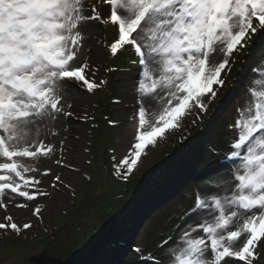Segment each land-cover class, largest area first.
<instances>
[{
    "label": "snow or ice",
    "instance_id": "obj_1",
    "mask_svg": "<svg viewBox=\"0 0 264 264\" xmlns=\"http://www.w3.org/2000/svg\"><path fill=\"white\" fill-rule=\"evenodd\" d=\"M92 22L113 25L116 38L105 47L115 57L130 46L141 69L133 129L125 130L131 139L114 165L113 175L123 181L148 155L146 149L178 129L192 108L200 119L227 100L221 89L242 50L247 49L242 63L254 54L264 63V0H0V209L7 211L5 200L15 197L25 201L17 208H27L37 196L66 190L76 195L72 181L50 168L43 174L54 177L52 191L40 187L34 173L42 158L56 157V165L92 180L66 156L73 151L67 135L58 144L45 142L48 134L60 136L58 121L90 119L77 116L67 102L71 85L90 94L107 86V79L96 78L98 68L89 58L81 60ZM248 41L259 42L260 49L254 52ZM115 71L120 69H106ZM253 72L260 78L246 85L229 125L235 137L224 159L230 163L197 186L194 205L181 217L195 213L198 222L186 224L175 244L168 246V237L158 245L164 259L136 247L145 264H259L264 259L256 251L264 249V67ZM149 100L156 110L145 107ZM44 207L39 204L33 212L41 222ZM33 226L18 224L11 215L0 222V230L17 235Z\"/></svg>",
    "mask_w": 264,
    "mask_h": 264
},
{
    "label": "rangeland",
    "instance_id": "obj_2",
    "mask_svg": "<svg viewBox=\"0 0 264 264\" xmlns=\"http://www.w3.org/2000/svg\"><path fill=\"white\" fill-rule=\"evenodd\" d=\"M92 3H96V0H92ZM86 33L88 38L81 60L87 56L91 64L98 68L96 78L107 79V86L90 94L71 85L66 92L67 102L73 105L72 110L77 116L86 114L90 119L58 121L56 127L60 130V136L51 137L48 134L45 142L51 140L58 144L59 139L67 135L73 151L66 153V156L74 165L79 166L81 172L91 174L92 180L88 181L79 173L56 165V157L42 158L36 165L39 171L34 173L42 181L40 187L52 191L54 177L43 174L50 168L52 173L61 174L72 181L76 195L72 196L66 190L51 197L37 196L34 202H27V208L15 206L25 203L23 198L5 200L8 207L7 211L0 209V222L6 215H11L18 224L31 221L34 226L26 234L20 235L0 230V264H35L32 259L45 253L62 263L145 264L140 255H131L130 245L143 249L145 256L152 253L164 259L158 245L168 237H172L168 246L175 244L186 224L198 222L195 213L181 219L184 212L194 205L197 186L202 187L214 174L228 167L229 161L222 165L227 154L226 143L233 132L227 129L231 123L228 115L233 113L240 102L246 85L253 78H260L253 69L248 70L249 63L252 68L264 67V63L255 54L247 63H242L247 49L242 50L231 65V71L221 89V96L227 97V100L213 105L211 111L202 114L200 119H196L198 110L192 108L190 114L182 120L181 126L165 136L153 157L147 161L142 160L137 173H132L129 182L125 183L116 179L113 172L114 165H118L125 155V151L120 155L121 143L129 137L125 130L130 133L134 125L133 105L136 102L140 70L132 60L137 58L130 56L128 50H122L115 57L111 56L105 44L116 38V29L110 28L109 24L105 26L100 22H92L87 26ZM260 47V43H257L253 47L254 52ZM221 59L217 56L218 61ZM110 67L120 71L106 72ZM247 71L248 75L245 76ZM253 86L259 90V86ZM234 93L235 97L232 96ZM117 100L118 103L115 102ZM145 107L153 111L158 105L149 100ZM109 120L119 123L112 126ZM64 128L68 131L65 132ZM200 131H203L200 135L202 137L196 140ZM184 137L189 139L184 141ZM85 148L90 151L86 152ZM216 151L220 154L216 155ZM89 160L90 166L87 163ZM155 168L158 169L153 170ZM189 190H192L190 199L187 198ZM39 204L45 205L42 209V222L33 215ZM97 224L100 230L88 250L85 242L96 233ZM111 233H116V237H111ZM117 233L120 235L117 236ZM107 241L109 245L107 243L105 249ZM118 243L126 246L119 250ZM256 251L264 253V249L259 247ZM259 264H264V259Z\"/></svg>",
    "mask_w": 264,
    "mask_h": 264
},
{
    "label": "bare ground",
    "instance_id": "obj_3",
    "mask_svg": "<svg viewBox=\"0 0 264 264\" xmlns=\"http://www.w3.org/2000/svg\"><path fill=\"white\" fill-rule=\"evenodd\" d=\"M257 43H259V42H257ZM257 43H256V45H257ZM255 45V46H256ZM254 46V47H255ZM232 96H236V94L234 93V94H232ZM114 128V127H113ZM170 132H168V133H166V135L167 134H169ZM130 135H129V137H128V139L130 140ZM128 139H124L123 141H122V143H121V153H120V155H123V151H125V149L126 148H124V145L126 144V143H128ZM163 140L164 139H159L158 140V143H157V146L156 147H152V146H149V148L148 149H146V151L148 152V155L147 156H144V157H142L141 159L143 160V161H147V159H151L152 157H153V154H155V152L159 149V147H160V144L163 142ZM123 156H125V155H123ZM228 160H225L224 162H223V166L224 165H226V162H227ZM139 164H140V162H139ZM100 230V226L98 227V224H97V230H96V233L95 234H92V235H90V237L86 240V242H85V244H86V248L89 250V248L93 245V241H94V238H95V236H97V232ZM129 240V239H128ZM128 244V243H127ZM130 245V244H129ZM124 246V243H120V245L117 247V249H121L122 247ZM131 247H132V245H130ZM124 249V248H123ZM123 251V250H122ZM122 251H121V253H122Z\"/></svg>",
    "mask_w": 264,
    "mask_h": 264
},
{
    "label": "water",
    "instance_id": "obj_4",
    "mask_svg": "<svg viewBox=\"0 0 264 264\" xmlns=\"http://www.w3.org/2000/svg\"><path fill=\"white\" fill-rule=\"evenodd\" d=\"M35 264H72V263H62L54 258H51L48 253L43 254L39 258L32 259Z\"/></svg>",
    "mask_w": 264,
    "mask_h": 264
},
{
    "label": "trees",
    "instance_id": "obj_5",
    "mask_svg": "<svg viewBox=\"0 0 264 264\" xmlns=\"http://www.w3.org/2000/svg\"><path fill=\"white\" fill-rule=\"evenodd\" d=\"M198 133H200V132H198ZM113 235H114V237H116V233H111V234H110L111 237H113ZM119 235H120V234L117 233V236H119ZM111 237H110V238H111ZM107 243H108V245H109V241H107V242L105 243V249L107 248ZM118 245H119V243H118ZM108 247H109V246H108Z\"/></svg>",
    "mask_w": 264,
    "mask_h": 264
}]
</instances>
